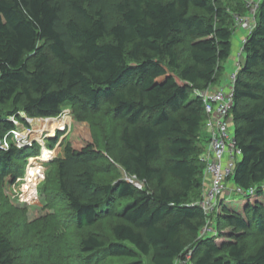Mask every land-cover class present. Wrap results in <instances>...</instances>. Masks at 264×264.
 Segmentation results:
<instances>
[{
  "label": "trees",
  "instance_id": "trees-1",
  "mask_svg": "<svg viewBox=\"0 0 264 264\" xmlns=\"http://www.w3.org/2000/svg\"><path fill=\"white\" fill-rule=\"evenodd\" d=\"M235 1L228 9L221 0H0V111L10 108L0 112V135L15 127L11 116L23 120L18 111L43 118L77 103L95 114L107 106L122 125L114 160L146 186L126 178L98 183L99 152L90 143H67L51 160L76 228L115 220L111 240L81 239L84 264H174L188 249L194 264H264V244L246 253L239 236L199 237L207 115L198 90L215 85L236 48L233 16L246 7ZM255 17L234 81L230 113L241 156L229 180L244 191L255 187L261 199L240 213L221 199L212 221L264 235V0ZM184 44L188 61L179 59ZM60 135L48 139L51 149ZM25 149L0 148V181L16 179ZM11 250L0 231V264H13Z\"/></svg>",
  "mask_w": 264,
  "mask_h": 264
},
{
  "label": "rangeland",
  "instance_id": "rangeland-1",
  "mask_svg": "<svg viewBox=\"0 0 264 264\" xmlns=\"http://www.w3.org/2000/svg\"><path fill=\"white\" fill-rule=\"evenodd\" d=\"M235 3V0H221V4L227 6L228 9H232ZM235 15L233 16L232 39L236 48L222 62L220 78L215 86L230 83V75L234 71H238L239 64L244 60V54H242L238 63L235 53L236 49L242 46L243 39L241 37L239 42L235 43L236 32L238 29L245 32V29L235 22ZM243 36H246V32ZM177 50L179 59L188 61L187 46L185 44L180 45ZM81 105L82 103H77L73 107L64 106L58 116L29 117L31 120L25 118L27 115L23 111H18L23 120L11 116L12 118L9 119L15 127L0 135L1 149L8 150L12 145L17 147L16 134L18 133L25 136L24 143H26L25 146L18 148H27L23 152L25 156L16 164L14 162V167L18 165L16 179L11 181L10 174H8L0 181V231L6 235L11 244L13 264H84L86 263V255L81 251L82 238L90 233L98 234L107 241L112 238L110 228L115 220L110 216L101 217L91 227L76 228L73 224V213L57 188L55 171L51 166V160L63 154L65 144L71 143L80 147L90 143L95 147L99 152V160L94 162L93 167L95 170L94 177L98 183H113L118 179L126 178L138 188L146 187L144 183L127 175L114 160L115 148L117 147L115 140H117L122 126L121 123L111 117L107 106H102L99 112L95 114L91 113L88 108L84 112ZM8 107L9 105L5 106L0 112L10 109ZM57 126L64 127V130L60 132L63 136L51 149L48 133H54L56 131L54 127ZM229 129H234L232 120L229 121ZM61 143L64 144L60 145ZM33 145L34 147L39 146V148H29ZM47 149L52 150L53 155L51 157ZM35 169L42 174L41 177L43 178L32 183L33 179L28 178H30V173L35 175ZM166 183L170 187L177 185L171 177H167ZM29 189H32V195H35L32 199H30L31 194L27 195L26 193ZM227 193L232 192L228 190ZM249 197L252 198V201L254 200L253 195L246 197L244 194L236 192L226 196L227 200H224V203H226L225 206H228L229 212L237 213L238 211L240 213ZM220 209L219 204L217 211ZM212 228L211 236L215 237L217 243L233 241L235 237L239 236L240 242L245 245L246 253L253 252L259 245L264 244V235L255 233L253 229L242 232L227 226L224 222L217 223L216 221H214ZM117 261L118 259L109 258L101 264ZM93 263L97 264L92 258L89 264Z\"/></svg>",
  "mask_w": 264,
  "mask_h": 264
},
{
  "label": "built area",
  "instance_id": "built-area-1",
  "mask_svg": "<svg viewBox=\"0 0 264 264\" xmlns=\"http://www.w3.org/2000/svg\"><path fill=\"white\" fill-rule=\"evenodd\" d=\"M242 1L246 7V13L244 15L236 14L235 22L245 29L246 36L242 39V46L238 47L235 52L238 63L243 54V44L255 25L256 10L261 0ZM236 75L237 71H234L229 77L230 83L226 85L210 86L204 90H198V95L202 99L204 111L207 115L204 126V129L207 131L206 148L205 151L200 154V160L204 163L203 188L200 199L196 201V204L202 208L206 218L205 224L199 232V237L211 235L213 231L212 215L217 210L223 195L227 193L228 190L231 191L230 185L233 186L232 191L244 194L246 197L252 196L256 190L255 187H251L244 191L232 184L229 180L241 156V149L236 143L233 130L229 129V121L232 120L230 111L233 106L234 81ZM25 118L31 120L27 116ZM54 129L56 130L54 133H48V136H50L49 139L56 137L58 132L64 130V127L57 126L54 127ZM16 136L18 142L17 147L25 146V136L20 133L16 134ZM62 136L63 134H61L58 139ZM5 145L7 146L6 143ZM47 151L51 157L53 155L52 150L47 149ZM29 175L30 178L28 179H33L32 183H36L38 179L43 178L41 177L42 174L37 171V169H35V175H31V173ZM206 181L208 182V186L204 188ZM259 187L264 190V182H262ZM26 193L27 195L31 194L30 199L35 196L32 195V189H29ZM174 264H194L192 260V249H188L182 256L176 258Z\"/></svg>",
  "mask_w": 264,
  "mask_h": 264
},
{
  "label": "crops",
  "instance_id": "crops-1",
  "mask_svg": "<svg viewBox=\"0 0 264 264\" xmlns=\"http://www.w3.org/2000/svg\"><path fill=\"white\" fill-rule=\"evenodd\" d=\"M243 35H245V32L242 30V29H238L237 30V32H236V35H235V37H234V40H236V42L235 43H237V42H239V40L241 39V37H244ZM224 85H226V84H224ZM215 85H213V87H214ZM205 130V129H204ZM204 133L206 134L207 133V131L205 130L204 131ZM205 145H206V143H205ZM228 185H229V183H228ZM208 186V182L206 181V183H205V185H204V188H206ZM230 187V189H231V192L232 193H236L235 191H232V188H233V186H229ZM232 193H230V194H232ZM229 193H225L224 195H223V197H222V199H224V200H227L226 199V196H228V195H230ZM254 196V195H253ZM256 199H261V197H257V196H254V200L252 201V198H248L247 199V201H249L250 203H252V202H254V201H256ZM262 199H263V197H262ZM244 201H245V199H244ZM223 203L225 202V201H222ZM243 208H244V206H243ZM238 212V211H237ZM217 241V240H216Z\"/></svg>",
  "mask_w": 264,
  "mask_h": 264
}]
</instances>
